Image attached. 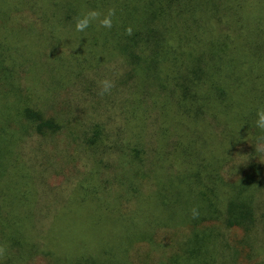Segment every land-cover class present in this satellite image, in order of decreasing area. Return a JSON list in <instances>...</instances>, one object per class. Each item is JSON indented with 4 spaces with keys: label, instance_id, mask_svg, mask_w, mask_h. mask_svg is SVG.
I'll list each match as a JSON object with an SVG mask.
<instances>
[{
    "label": "rangeland",
    "instance_id": "rangeland-1",
    "mask_svg": "<svg viewBox=\"0 0 264 264\" xmlns=\"http://www.w3.org/2000/svg\"><path fill=\"white\" fill-rule=\"evenodd\" d=\"M75 1L57 0L60 4L48 2V11L45 10L43 19L46 23L36 24L40 23L39 16L36 15L37 18L34 19L36 31L23 34V48L18 52L23 57L18 55L16 60L9 58L7 62L8 66H14L12 77L14 79L11 83L16 84L22 93V96L20 95L22 103L26 104L29 100L38 108L40 106L46 116L55 118L62 128L56 134L42 136L34 129H27L28 124L26 126L24 124L25 128L19 122L15 127L12 124L8 126V134H13V140L8 146L10 152L5 157L7 179L15 187L16 193L22 192L27 195L26 199L23 196L21 197L24 199L17 197V203L12 206L15 208L11 212L14 215L11 216H15L13 219H19L17 212L22 210L21 206H28L37 222L32 223L31 229H25V233H20L21 241H33L35 248L46 251L57 245L56 252L61 255L67 253L71 264L84 256L86 259H97L102 264L115 263L117 259L120 261L119 264H162L173 259L178 261L181 257L185 258L186 253L178 252L177 243L183 242L189 238L188 236L194 238L196 231L191 233L188 228L175 227H159L156 230L153 224L158 220L155 211H160V202L154 207L152 217L148 213V209L159 199V196L155 195L151 201H146L137 215V218L143 217L140 220V226L143 228L134 231L138 235L152 232V243L139 241L130 246V237L134 232L130 235L123 232L122 228L126 224H123L120 218V222L114 224L113 219H116L114 212L116 208L119 210L122 208L117 213L118 217L128 216L129 220L135 215L139 205L135 201L137 199H130V194H125L124 191L127 192V189L116 183V180L120 174L130 175L131 171L126 168L119 169V164L124 160L125 154L134 147L142 148L145 153L144 165L140 167L142 172L154 169L158 176L167 179L170 176L167 173L174 167L172 161L176 162L175 167H178L177 163L183 162V158L179 156L182 155L181 148L186 143L183 139L184 130L191 127L188 125L183 128L176 124L174 119H167L161 115L158 109L152 107L151 97L147 103L141 99L140 108L134 103L135 97H142V89L136 82H125V73L128 70L125 60L114 54L110 48H99L92 43L95 37L103 44L106 42L104 35L108 32H105L107 28L104 21H101L102 24L100 22L101 13H97L94 7L86 4L83 8L76 6L80 15L74 16ZM182 6L189 7L184 4ZM250 6L254 15L256 4L252 3ZM50 8L52 10H49ZM2 14L10 17L11 11L6 9ZM141 16L142 10H138L136 18ZM83 17L99 18L94 23L97 34L91 35L89 29L93 23L84 22ZM211 22L216 24L217 20ZM47 25L59 33L57 37L55 35L54 40L49 36L43 37ZM108 26L111 28L112 25ZM7 30L0 25L1 33L5 34ZM131 86L134 87V92L131 91ZM1 88L2 86L0 94ZM149 90L156 92L158 89L154 86ZM14 91L15 88L11 96L14 95ZM162 101L161 98L160 105ZM3 103H7L6 100L0 102V118L4 117V112L1 111ZM175 105L172 107L174 114L177 113L176 108H179L176 102ZM258 112L259 126L257 127L256 123L254 125L256 131L260 133L264 132V102H261ZM144 121L146 135L142 139L139 133L142 131L145 133ZM97 126L102 127L104 133L99 145L94 147L88 141ZM161 128L170 131L166 135H161L159 134ZM198 129L202 133L206 132L202 125ZM213 129L217 137L210 140L215 146H219L221 142L231 146V137L220 136L221 128V132ZM258 139L264 142V136H259ZM211 141L207 143L214 147ZM250 144L251 141L247 138L245 143H239L236 149L233 150L231 147L230 153H225L222 149L212 151L213 156L225 162L233 155L232 163L223 168L227 178L234 182L230 190L233 197L238 196L241 185L246 184L245 177L252 171L249 169L250 166L253 164L259 166L256 184L250 191L244 193L245 200L251 197L250 192L256 193L253 209L258 217H255L257 219L254 229L248 233L240 229H233L235 231L230 232L219 227L216 222L211 228H207L214 232L216 240L223 242V245L216 242L212 247V255L216 249L214 264H264V153L258 152L261 156H255L249 151L252 148ZM163 145L166 146V151L161 150ZM261 148L264 150V143L261 144ZM194 153L196 154L195 151ZM173 176L177 178V174ZM138 179L135 178L134 182ZM129 181L130 176L128 184L131 186ZM152 181L153 183H150ZM137 185L143 189L144 197L149 198L158 189L156 175L140 181ZM195 186L203 187L197 183ZM226 187L228 185H225ZM221 188L220 186L217 188L219 195L224 194ZM2 190L0 189V192ZM176 190L177 187L174 185L171 193ZM224 197L225 195L222 199ZM198 201V198H192L190 207L176 205L179 207L176 221L185 223V220L189 219L187 212L182 215L180 211L188 209L189 213L192 212ZM25 210L27 207H24L23 211ZM126 227L128 228L127 225ZM51 228L57 233L49 232ZM199 229L197 231L204 230ZM6 233L0 229V242ZM14 235L18 237V233ZM46 245L50 247H43ZM33 251L29 254L30 260L27 264H50L51 259L41 255L38 250ZM176 253L180 255L175 258ZM22 254L28 256L25 252L14 254L13 251L9 252L0 247V260L6 261L3 264L25 263V259L20 261ZM204 255L199 251L192 257L191 262L209 263V258H202ZM62 262L67 263L65 260Z\"/></svg>",
    "mask_w": 264,
    "mask_h": 264
},
{
    "label": "trees",
    "instance_id": "trees-1",
    "mask_svg": "<svg viewBox=\"0 0 264 264\" xmlns=\"http://www.w3.org/2000/svg\"><path fill=\"white\" fill-rule=\"evenodd\" d=\"M239 1H75L74 16L80 15L76 6L83 8L86 4L94 7L97 13H101L100 22L104 21L107 28L105 32H108L104 35L106 42L103 44L98 37H95L92 43L99 48H110L114 54L125 60L128 68L125 73V82H136L142 89V97H135L134 103L140 108L141 99L147 103L151 97L152 107L158 109L161 115L167 119H174L176 124H180L183 128L188 125L191 127L184 130L183 139L186 143L183 144L180 153L182 155L179 156L183 158V162L177 163L178 167H175L176 162L172 161L174 167L171 172L167 173L170 175L167 179L158 176L154 169L143 172L140 170L145 162V153L140 147L131 148L125 154L126 158L124 156V160L119 164V169L126 168L131 173L130 175L126 173L124 176L120 174L116 183L126 188L125 194H130V199H137L135 201L139 205L137 212L129 220L128 216L118 217L117 213L122 208L120 210L116 208L114 224L117 225L120 218L123 224L128 226V228L126 225L123 226V232H128L130 235L131 232L143 228L140 226V220L143 217L137 218V215L146 201H151L155 195L159 196V199L148 209V213L152 217L154 207L160 202V211H155L158 220L153 224L156 230L159 227H175L188 228L191 233L196 231L194 238L188 236L189 238L183 242L177 243L178 252L186 253L185 258L181 257L178 261L169 260L162 264H196L192 263V257L196 256L199 251L205 254L203 259L209 258V263L201 264H214L216 249L212 255V247L220 241L216 240L214 232L207 228H211L216 222L219 227L226 228L230 232L235 231L233 229H240L248 233L254 229L255 219H257L255 217H258L253 209L256 193L250 192L251 197L247 200H245L244 193L250 191L256 184L255 178L259 172V166L254 164L250 166L249 169L252 171L249 176L245 177L246 184L241 185V192L233 197L230 190L234 182L229 180L223 172V168H227V165L232 163L233 155L225 162L218 160L212 152L222 149L223 152L230 153L231 147L234 150L239 143H245L249 138L252 146L249 151L255 156H261L258 152L264 153L261 148L264 142L258 139L259 136H264V132L258 133L254 125L256 123L257 127L259 126L258 111L261 102H264V0ZM48 2L49 4H55V2L60 4L57 0H0V25L8 29L5 34L0 32V86H2L0 102L4 100L7 102L1 107L4 117L0 118V189H3L0 192V229L7 233L1 239L0 247L9 252L13 251L14 254H20V252L28 254L27 257L22 254L20 261L25 259L23 264L29 262V254L33 250H38L41 255L51 259L50 264H64L62 262L64 260L71 264L67 253L61 255L56 252L57 245L53 248H49L48 245L43 246L49 248L46 251L35 248L33 241H21L20 233H25V229H31L32 223L37 222V219L32 216L28 206H21L22 210L17 212L19 219H13L15 216H11L14 215L11 212L15 208L12 206L17 203V197L22 198L23 196L26 199L27 195L22 192L16 193L15 187L11 185L6 174L5 157L10 152L8 146L13 140V134H8L7 129L10 124L15 127L19 122L23 128L28 124L27 129H34L38 135L42 136L56 134L62 129L55 118L46 116L37 102L39 108L29 100L26 104L22 103V93L16 84L11 83L14 79L12 78L14 66L7 65L9 58L16 60L18 55L22 56L18 52L23 48V34L36 31L34 26L36 15L39 16L38 21L40 22L36 24L46 23L43 19ZM252 3H255L257 7L254 8L256 9L254 15L251 12L253 8L250 4ZM183 4L189 5L190 8H182ZM6 9L11 11L10 17L2 14ZM138 10H142L140 18H136ZM42 11H44L43 14ZM104 14L107 15L104 16ZM98 19L83 17L84 22L93 23L89 29L92 36L97 34L94 30V23ZM212 20H217V23H210ZM108 25H112L111 28ZM10 30L11 33H9ZM58 34L57 30L47 25L43 37L49 36L54 40L55 35L57 37ZM154 86L158 89L156 92L149 90ZM14 88L16 91L11 96ZM131 91L134 92L132 86ZM161 98L163 99L162 105H160ZM175 102L179 107L176 108V114L172 111V107L176 106ZM200 125L205 128V133L198 129ZM143 127H145V133L143 131L139 133L142 139L146 135L145 121ZM213 128L219 132L221 128L220 136L231 137V146L224 142L215 146V143L210 140L212 137L214 139L217 137ZM169 131V129L161 128L159 134L166 135ZM103 133V128L97 126L88 143L94 147L98 146ZM209 141L214 147H210L207 143ZM161 150L166 151V146L163 145ZM174 174H177V178L173 176ZM154 175H156L158 189L156 193L146 198L142 193L143 189L137 184ZM129 176L131 186L128 184ZM135 178L139 179L134 182ZM196 183L202 184L203 187L195 186ZM174 185L177 190L171 193ZM225 185L228 187L225 188ZM219 186L222 187L221 191L225 195L223 199V195L217 192ZM10 196L12 197L9 199ZM192 198L199 200L196 208L190 213L188 209L180 211L182 215L187 212L189 219L185 220V223L176 221L179 208L176 205L190 207ZM242 198L243 201H241ZM24 207H27V210L23 211ZM199 228L204 230L197 231L200 230ZM156 230L154 235H156ZM48 231L57 233L52 228ZM15 233H18V237L14 235ZM152 238V232L141 235L134 232L130 237V246L139 241L152 243ZM220 244L223 245V242ZM179 253H176L174 257L180 255ZM117 262H110V264L120 263L118 259ZM3 263L6 261L0 260V264ZM100 263L97 259H86L84 256L75 260L73 264Z\"/></svg>",
    "mask_w": 264,
    "mask_h": 264
}]
</instances>
